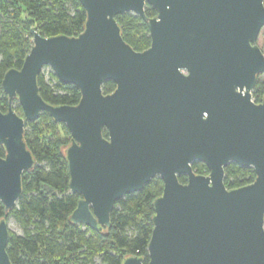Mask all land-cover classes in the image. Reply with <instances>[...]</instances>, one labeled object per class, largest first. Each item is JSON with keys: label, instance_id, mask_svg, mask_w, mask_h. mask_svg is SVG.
Returning <instances> with one entry per match:
<instances>
[{"label": "water", "instance_id": "95a60500", "mask_svg": "<svg viewBox=\"0 0 264 264\" xmlns=\"http://www.w3.org/2000/svg\"><path fill=\"white\" fill-rule=\"evenodd\" d=\"M87 19L79 35L43 36L21 68L9 69L0 109V201L9 212L23 192V174L36 159L26 122L48 112L71 133L66 147L70 189L80 193L70 219L102 230L118 200L159 176L148 264H264V96L253 99L264 74L258 44L264 0H80ZM157 14L149 17L146 6ZM132 12L150 30L138 51L117 16ZM50 66L81 92L75 105H54L40 93ZM107 81L116 84L105 93ZM23 110L19 114L14 101ZM104 129L108 135H104ZM207 165L209 174L193 169ZM253 167V182L229 189L225 167ZM187 177L182 182L180 176ZM0 220V264H12L10 229ZM121 264H145L130 255Z\"/></svg>", "mask_w": 264, "mask_h": 264}, {"label": "trees", "instance_id": "16d2710c", "mask_svg": "<svg viewBox=\"0 0 264 264\" xmlns=\"http://www.w3.org/2000/svg\"><path fill=\"white\" fill-rule=\"evenodd\" d=\"M153 17L157 10L146 6ZM87 13L80 0H0V109L9 108V97L2 87L5 73L21 68L32 46L31 29L43 36L79 35ZM124 39L136 50L150 47L152 37L147 22L139 15L127 12L117 16ZM263 52L264 48L261 47ZM40 93L51 104L75 105L80 101V89L62 83L50 69L39 75ZM116 84L107 81L103 91H114ZM264 96V74L258 77L253 99ZM14 107L22 115L17 100ZM104 135L108 132L104 129ZM25 139L35 156L36 164L23 174V192L17 205L9 212L0 201V220L14 217L22 231L10 229L8 254L12 264H121L130 255L149 262L148 244L152 236L155 213L153 202L162 194L164 182L157 176L139 192L127 194L117 201L111 213V226L95 230L71 221L80 193L70 189V172L66 147L71 133L64 123H57L48 112L36 121L26 122ZM6 149L0 144V156ZM193 169L209 174L207 165L193 162ZM180 180L187 182L181 175ZM253 167L231 162L225 167V184L229 189L253 182Z\"/></svg>", "mask_w": 264, "mask_h": 264}, {"label": "rangeland", "instance_id": "374dc122", "mask_svg": "<svg viewBox=\"0 0 264 264\" xmlns=\"http://www.w3.org/2000/svg\"><path fill=\"white\" fill-rule=\"evenodd\" d=\"M258 44L261 47L264 48V27L261 30V33H260V36H259V39H258ZM50 69H51L50 66H45L43 68V70L45 71L46 74L49 72ZM18 112H20V111H18ZM22 115H23V111H22ZM8 223H9V227L12 228L13 230H15V231H17L19 233L22 231L21 227L19 226V224L17 223V221L15 220L14 217H10Z\"/></svg>", "mask_w": 264, "mask_h": 264}]
</instances>
